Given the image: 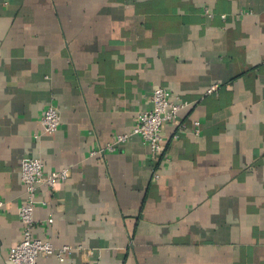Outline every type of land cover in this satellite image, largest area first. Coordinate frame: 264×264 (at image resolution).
<instances>
[{
    "label": "crops",
    "instance_id": "crops-1",
    "mask_svg": "<svg viewBox=\"0 0 264 264\" xmlns=\"http://www.w3.org/2000/svg\"><path fill=\"white\" fill-rule=\"evenodd\" d=\"M156 87L188 102L162 154L138 135L91 154ZM24 157L69 170L33 213L34 238L69 252L39 264H264V0H0V264Z\"/></svg>",
    "mask_w": 264,
    "mask_h": 264
},
{
    "label": "built area",
    "instance_id": "built-area-1",
    "mask_svg": "<svg viewBox=\"0 0 264 264\" xmlns=\"http://www.w3.org/2000/svg\"><path fill=\"white\" fill-rule=\"evenodd\" d=\"M208 14V10L205 9ZM217 88L216 85L208 88L206 93H211ZM151 106L149 109L140 111L129 133L117 134L112 137L103 148L92 150L91 154H102L104 151H113L123 144L130 135H138L148 147V157L154 161L164 150L162 130L166 123L173 122L178 113L188 105L179 96L172 95L163 87H156L150 95ZM60 124L59 112L55 105L48 104L41 117L42 130L46 134L56 132ZM194 133H198V122H195ZM184 130V124L178 125V133ZM69 176L67 168L45 172L43 162L38 158L24 157L20 161V178L24 185V202L18 208L19 220L22 224L21 239L14 245L8 254L9 264H39L38 258L50 254L56 255L59 260L69 252L68 246L54 248L46 240L34 238L33 229L36 222L33 217L34 209L39 203L38 189L46 187L55 189L65 182ZM158 176L155 175V178ZM2 203L0 202V206Z\"/></svg>",
    "mask_w": 264,
    "mask_h": 264
}]
</instances>
